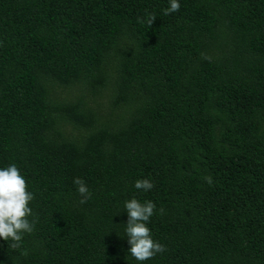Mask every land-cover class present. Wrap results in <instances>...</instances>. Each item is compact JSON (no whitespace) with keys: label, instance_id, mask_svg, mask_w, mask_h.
Wrapping results in <instances>:
<instances>
[{"label":"trees","instance_id":"trees-1","mask_svg":"<svg viewBox=\"0 0 264 264\" xmlns=\"http://www.w3.org/2000/svg\"><path fill=\"white\" fill-rule=\"evenodd\" d=\"M179 3L0 0V165L35 215L0 264H136L130 196L165 249L142 264H264V0Z\"/></svg>","mask_w":264,"mask_h":264},{"label":"clouds","instance_id":"clouds-1","mask_svg":"<svg viewBox=\"0 0 264 264\" xmlns=\"http://www.w3.org/2000/svg\"><path fill=\"white\" fill-rule=\"evenodd\" d=\"M179 7V0H167L163 14L176 12ZM154 18L150 17L148 23L151 24ZM73 184L83 197L80 201L83 203L91 193L82 179L73 178ZM132 186L146 192L153 187V184L149 179L143 178L135 180ZM32 200L33 192L27 190L25 177L17 165L15 163L0 165V240L11 241L13 248L18 247L24 234L33 231L35 215L29 206ZM154 207L150 200L140 201L135 196H130L121 202V211L126 214L121 236L126 239L128 256L136 264H142L143 261L165 250L161 243L153 239L147 226Z\"/></svg>","mask_w":264,"mask_h":264}]
</instances>
